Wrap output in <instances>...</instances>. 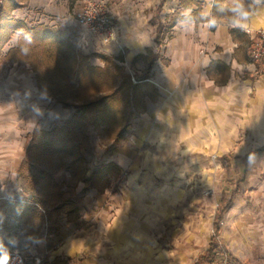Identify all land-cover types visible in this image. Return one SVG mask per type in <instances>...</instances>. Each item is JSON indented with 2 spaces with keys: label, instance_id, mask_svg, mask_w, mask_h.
<instances>
[{
  "label": "rangeland",
  "instance_id": "obj_1",
  "mask_svg": "<svg viewBox=\"0 0 264 264\" xmlns=\"http://www.w3.org/2000/svg\"><path fill=\"white\" fill-rule=\"evenodd\" d=\"M30 1L0 0L1 91L24 78L36 82L38 72L46 74V86L60 91L57 94L64 101L86 103L103 92L90 78L78 83L75 62L103 68V58L115 61L133 82L147 76V61L127 62V49L117 46V36L113 42L119 50L116 55L97 49L104 45L84 33L76 22L82 0H33L35 7ZM95 1L111 8L116 25L123 16L143 20L141 13L130 10V2L129 7L124 0ZM217 2L216 16L228 23L244 18L264 0ZM14 3L18 8L13 10ZM48 3L51 14L45 11ZM179 18L176 14L161 15L165 42L159 50L156 46L151 49L163 60L172 37L168 26ZM40 26L61 36L49 43H38L36 36L19 43L24 29ZM88 44H94L95 49L87 48ZM157 68L163 71L165 67L157 62L149 74L159 91L157 102L148 103L144 114L130 118L120 144L115 142L118 126H94L88 114L64 109L54 96L46 99V129H36L27 137L26 158L18 171L0 172L1 257L13 251L29 256L27 226L33 235L40 230L38 239L48 238L56 227L53 207L60 203L61 196L74 201L81 211L87 186L102 200L90 209V226L94 227L90 230V261L196 264L214 234L220 202L227 204L234 186L240 183L218 237L230 257L221 253L212 264H264L256 239L248 238L249 231L257 230V224L264 222V153H252L264 147V141L251 139L244 125L212 115L201 126L190 121L188 139L175 143L174 139L183 133L182 124L172 127L168 122L167 91L158 81ZM12 71H16L15 76ZM0 94L1 99L4 96ZM126 147L130 161L120 174L99 175L91 181L94 172H100L108 160L116 159L119 149ZM62 177L65 182L60 184ZM83 180L88 181L87 185ZM102 216L107 218L102 222L104 229L98 224ZM70 219L73 221L74 216ZM65 220L60 214L55 224ZM119 233L120 238H114ZM42 257L44 264L48 262V256ZM26 264H32V260L28 258Z\"/></svg>",
  "mask_w": 264,
  "mask_h": 264
},
{
  "label": "crops",
  "instance_id": "obj_2",
  "mask_svg": "<svg viewBox=\"0 0 264 264\" xmlns=\"http://www.w3.org/2000/svg\"><path fill=\"white\" fill-rule=\"evenodd\" d=\"M196 1L201 3V10L193 20L174 21L171 28L172 37L166 46V58L163 60L159 55L157 61L160 66L165 67L163 71L157 68V75L159 83L167 91L165 108L168 122L172 127L178 122L182 124L183 133L177 140L174 139L175 143L188 139L186 132L190 121L201 126L212 115L228 117L237 124L244 125L251 139L264 141V67L251 63L248 55L252 40L259 30L264 29V3L257 5L244 18L227 23L214 16L215 0ZM30 2V6L35 7L34 1ZM123 2L127 6L130 2L132 5L130 10L137 14L141 13L143 17V20L139 17L130 19L126 16L118 19L117 46L127 49V62H136L138 56H145L146 50H152L151 48L156 46L155 30L150 22L157 12L160 14V20L162 14L189 17L193 11L198 12L197 7L193 10L180 9V0ZM49 5L50 3L47 4L48 8L45 11L51 14V10H48ZM201 17L207 21H200ZM211 20L214 21L211 23ZM117 46L112 43L104 48H96L116 55L119 51ZM86 47L95 49L94 44H88ZM164 61L167 64H164ZM15 72L12 71L11 74L15 76ZM0 93L4 96L0 99V172L18 171L26 158L27 137L36 129H46L44 116L47 102L46 98L45 100L41 98L42 94L36 82L29 78L6 86ZM261 149L264 147L252 153H264L259 151ZM114 156L116 159L108 160L107 165L115 163L120 169H124L130 161V151L127 147L119 149ZM64 182L65 178L62 177L60 184ZM78 186L82 187V183ZM96 195L88 189L81 202L82 210L77 208L79 220L76 223L58 221V224H53L56 227L49 233L48 238L43 240L39 238L30 245L28 240L30 228L27 226V248L31 249L29 256L25 255L26 260L30 258L33 264V259L46 255L49 259L45 264H51L55 260L67 261V264H96L90 261V230L94 228L90 226V209L102 203ZM106 219L102 216L98 221L103 229L105 223L102 225V222H106ZM257 227H259L257 230L249 231L248 238L256 239L260 253L264 255V222L257 224ZM30 232L32 233L31 230ZM39 232L40 230L35 236H41ZM108 232L111 233V230ZM116 237L119 239L120 233L114 236ZM79 257L81 259H78Z\"/></svg>",
  "mask_w": 264,
  "mask_h": 264
},
{
  "label": "trees",
  "instance_id": "obj_3",
  "mask_svg": "<svg viewBox=\"0 0 264 264\" xmlns=\"http://www.w3.org/2000/svg\"><path fill=\"white\" fill-rule=\"evenodd\" d=\"M194 7L198 8V12L193 11L192 15L189 17H180L179 20L187 21L193 20L195 15L201 10V3L196 0H180L179 8L184 10H193ZM218 7L217 0L213 4V14L216 16V9ZM18 8L14 3L12 9ZM155 18L159 23L155 22ZM200 21H207L204 18H200ZM150 25L155 30V45L157 48H161L164 44V25L161 23L159 12L156 13L154 19L150 22ZM174 26V22L168 27L171 29ZM38 43H49L56 37L61 36L59 33H53L49 28L45 26H40L36 29H24V35L19 38V43L25 44V41L30 38H34ZM20 48L11 50L8 55H12L17 52ZM145 60L148 63V68L146 69L147 76L138 81H132L131 77L126 74L121 66L115 63L110 58H103L105 66L103 68L95 67L92 65L75 62V78L78 79V83H82L85 79L90 78V81L96 86H100L103 95L92 98L86 103H81V100H75L73 102H67L61 99L60 91H56L46 86L48 79H44L46 74L36 73V85L40 94H42L46 99H53L56 97V103L62 105L64 109H71L77 111V113H85L90 116L91 124L94 126L113 124L119 127L117 139L115 142L120 144L122 132L127 128L129 120L134 115L144 114L147 110L148 103H155L159 97V91L155 84L149 78V74L154 66V64L159 60V54L153 53L152 50H146L145 56H138L135 60ZM85 60V59H83ZM15 62V61H14ZM164 64L167 62L164 61ZM74 77V75H73ZM59 131H62L60 129ZM42 135H48L43 133ZM260 152L264 149L259 150ZM121 169L115 164H108L100 169V172H94L91 178L97 179L99 175L106 176L107 174H120ZM101 179V177H99ZM87 185L88 181L83 180ZM239 184L234 186V189L230 193V200L227 204L224 201L220 202L218 210L216 212L215 220L213 223L214 234L210 239L207 251L198 257L196 264H212L221 253L226 256L230 255L221 248L218 237L220 235V224L223 221L224 215L230 209L233 198L239 193ZM93 189L90 187L85 188ZM53 212L56 214V218L53 224L56 223L57 217L62 214L67 219V222H76L79 220L78 209L76 205L69 199L61 196L60 203L53 207ZM74 216V220L70 219ZM28 240L29 244L37 242L38 237L33 235L30 230H28ZM68 262H60L55 260L51 264H67Z\"/></svg>",
  "mask_w": 264,
  "mask_h": 264
},
{
  "label": "built area",
  "instance_id": "obj_4",
  "mask_svg": "<svg viewBox=\"0 0 264 264\" xmlns=\"http://www.w3.org/2000/svg\"><path fill=\"white\" fill-rule=\"evenodd\" d=\"M77 25L87 35L104 46L111 45L116 38V19L111 8L95 0H82L76 14ZM213 22L212 20L210 21ZM249 60L264 67V29L257 32L249 47ZM23 253L13 251L0 256V264H26ZM33 264H44L41 258L33 259Z\"/></svg>",
  "mask_w": 264,
  "mask_h": 264
}]
</instances>
